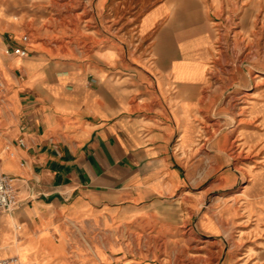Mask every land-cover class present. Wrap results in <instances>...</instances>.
Wrapping results in <instances>:
<instances>
[{"label": "crops", "instance_id": "crops-1", "mask_svg": "<svg viewBox=\"0 0 264 264\" xmlns=\"http://www.w3.org/2000/svg\"><path fill=\"white\" fill-rule=\"evenodd\" d=\"M262 2L253 0L241 29ZM22 9L0 0V103L7 106L0 167L18 199L1 212L0 258L168 264L166 251L176 247L177 264H206L207 253L221 251L220 241L206 238L220 232L221 214L215 206L190 225L189 196L177 192L189 114L211 91L209 168H222L219 144L227 137L225 154L249 160L241 165L246 186L264 206V80L231 88L222 80L219 0H160L86 58L51 53L30 35L26 55L7 53L28 28Z\"/></svg>", "mask_w": 264, "mask_h": 264}, {"label": "rangeland", "instance_id": "rangeland-1", "mask_svg": "<svg viewBox=\"0 0 264 264\" xmlns=\"http://www.w3.org/2000/svg\"><path fill=\"white\" fill-rule=\"evenodd\" d=\"M11 1L27 14L28 28L21 34L42 39L51 53L56 50L62 56L86 58L100 49L107 35L118 37L131 31L132 24L160 0ZM252 3L253 0H219L222 80L228 83V87L239 81L250 84V81L264 80V8L253 5L254 10L248 14L251 27L241 29L245 11ZM213 108L211 91L189 114V138L180 147L185 182L177 194L189 196V202L184 204L190 207V225H195L202 214L213 215L215 206L221 214L220 232L206 236L208 240L220 241L221 251L207 253L206 264H264V206L251 200V186H246L249 176L241 165L248 159L239 154H225L229 141L223 136L218 145L223 151L222 168L217 171L209 168L213 158V138L209 137L208 125L212 127ZM5 110L7 106L0 103V115ZM229 111L225 106L221 108L223 116ZM4 124L0 121V126ZM6 216L0 213V220ZM173 229V241L181 240L177 227ZM166 252L171 257L168 264H177L180 251L174 247ZM21 258L25 259L24 256Z\"/></svg>", "mask_w": 264, "mask_h": 264}, {"label": "built area", "instance_id": "built-area-1", "mask_svg": "<svg viewBox=\"0 0 264 264\" xmlns=\"http://www.w3.org/2000/svg\"><path fill=\"white\" fill-rule=\"evenodd\" d=\"M22 43L20 45L9 47L6 49L7 53H15L18 55H26L28 49L26 43L29 41V34L22 35ZM3 87V81L0 79V88ZM21 144H24L23 138L20 139ZM13 177L2 172L0 167V213L12 210L18 204L16 195V187L14 185ZM0 264H35V263H22L18 257L10 256L0 258Z\"/></svg>", "mask_w": 264, "mask_h": 264}, {"label": "bare ground", "instance_id": "bare-ground-1", "mask_svg": "<svg viewBox=\"0 0 264 264\" xmlns=\"http://www.w3.org/2000/svg\"><path fill=\"white\" fill-rule=\"evenodd\" d=\"M19 259V258H18Z\"/></svg>", "mask_w": 264, "mask_h": 264}]
</instances>
